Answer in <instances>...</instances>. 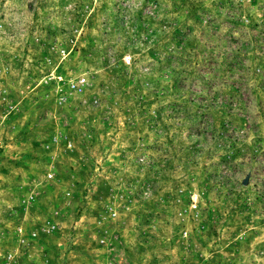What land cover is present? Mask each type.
<instances>
[{
  "label": "rangeland",
  "instance_id": "1",
  "mask_svg": "<svg viewBox=\"0 0 264 264\" xmlns=\"http://www.w3.org/2000/svg\"><path fill=\"white\" fill-rule=\"evenodd\" d=\"M0 264H264V0H0Z\"/></svg>",
  "mask_w": 264,
  "mask_h": 264
},
{
  "label": "built area",
  "instance_id": "2",
  "mask_svg": "<svg viewBox=\"0 0 264 264\" xmlns=\"http://www.w3.org/2000/svg\"><path fill=\"white\" fill-rule=\"evenodd\" d=\"M0 144H1V141H0Z\"/></svg>",
  "mask_w": 264,
  "mask_h": 264
}]
</instances>
